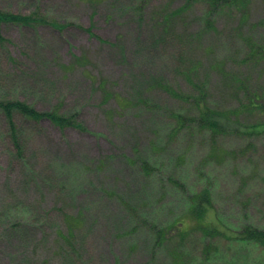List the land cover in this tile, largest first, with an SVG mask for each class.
Returning a JSON list of instances; mask_svg holds the SVG:
<instances>
[{
  "label": "rangeland",
  "instance_id": "obj_1",
  "mask_svg": "<svg viewBox=\"0 0 264 264\" xmlns=\"http://www.w3.org/2000/svg\"><path fill=\"white\" fill-rule=\"evenodd\" d=\"M183 5L0 0V10L38 14L60 26L2 24L0 34L19 63L11 71L0 45V78L8 70L17 82L28 77L16 97L39 111L78 114L86 129L26 123L21 157L0 113V264L192 258L202 247L199 230L184 240L174 226L172 239L158 249L151 230L186 220L195 228L189 195L205 188L213 196L208 222H216L217 212L228 227L264 230V133H231L216 144L210 133L187 129L191 121L176 129L178 116L197 114V84L206 82L211 106L238 105L221 67L264 93V63L244 61L247 38L264 44V0L210 22L207 6L196 4L169 24ZM0 84L13 92L10 79ZM242 120L264 123V116L244 114ZM226 236L210 239L219 254L209 264H264V247L239 245L230 231Z\"/></svg>",
  "mask_w": 264,
  "mask_h": 264
},
{
  "label": "trees",
  "instance_id": "obj_2",
  "mask_svg": "<svg viewBox=\"0 0 264 264\" xmlns=\"http://www.w3.org/2000/svg\"><path fill=\"white\" fill-rule=\"evenodd\" d=\"M251 1L252 0H184V5L178 11L169 15L167 21L171 24L173 19L189 12L196 4H205L209 9L207 18L210 22L214 18L226 13V11L232 13H235V11H242V9H244ZM2 24H12L26 28H37L42 25L60 28L56 22H50L47 18L39 16L38 14L22 15L0 10V26ZM6 43H8V41L0 34V45L2 49L8 52ZM246 44L248 52L244 61H254L258 64L264 63V44L259 43L254 38H247ZM10 55L11 53L8 52V57ZM9 59L8 63L11 65L10 69L11 71H14L15 69L12 67L18 65L19 61L12 56H10ZM218 71L224 80L232 83L231 85L235 89L238 105L224 110L211 106L207 100L208 94L206 82L197 84L195 85V88L199 95L193 100L196 105L195 109L197 114L193 118L188 119L178 116V125L176 129L178 131L186 129L188 126L187 122L191 121L192 123H189V128L187 129L199 128L210 133L211 139L216 144L220 137L230 135L231 133H244L252 136L264 133L263 122L259 121L250 124L242 120L244 114H259L264 116V93H260L248 87L245 81L238 76H233L222 67L218 69ZM7 73L8 74L3 78H0V81L10 79L13 83V92L4 91L3 88L6 87L0 84V113L4 116L7 122L12 142L19 156L22 157L24 154V144L21 139V134H23L24 124L26 123L40 125L42 122H49L53 126L62 130L72 128L82 132L86 131L84 124L79 120L78 114H62L57 108L51 111H39L27 101H23L16 97L15 94L20 89L18 83H23L22 81L24 80L30 82V80L28 77L27 79L21 77L19 82H17L16 80L11 79V76H14L13 73H10L9 70ZM174 95L186 99L189 97L183 96L177 92H174ZM190 99L192 100V98ZM143 168L147 172L151 171V166L145 161L143 162ZM172 182L178 184L176 181ZM212 200V191L207 188L203 189L200 193H191L189 195L188 211L194 219L193 223L196 224L195 228H192V225L188 220L185 222L181 221L178 224L175 223L164 230L156 227L152 229L150 226L155 237L156 249L165 245L172 239V235L175 234L174 226L178 227L177 230L181 233V237L184 238V240L189 238L191 236L190 234H192L195 229L199 230L202 242L201 249L194 253V257L192 258L179 256L173 257L171 264H209L212 261L211 255L214 253L216 255L219 254V250L215 249V245H213L214 243L210 239L219 236H226L229 231L231 233V237H229L230 240L235 241L239 245H259L264 247V230L256 228L254 225L247 224L243 227H228L224 224V221L220 218L217 212L216 222H208L209 213L213 208ZM76 220L80 222V219ZM68 236V239L70 240L71 237H74V233L71 232ZM62 238L64 240V235ZM180 248V246L176 247L178 251ZM214 250H216V252Z\"/></svg>",
  "mask_w": 264,
  "mask_h": 264
}]
</instances>
